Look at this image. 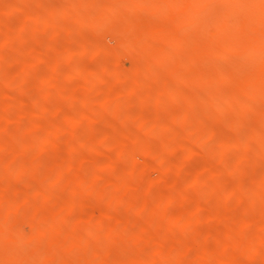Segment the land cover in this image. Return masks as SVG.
<instances>
[{"label": "bare ground", "instance_id": "bare-ground-1", "mask_svg": "<svg viewBox=\"0 0 264 264\" xmlns=\"http://www.w3.org/2000/svg\"><path fill=\"white\" fill-rule=\"evenodd\" d=\"M52 2L0 0V264H264V0Z\"/></svg>", "mask_w": 264, "mask_h": 264}, {"label": "rangeland", "instance_id": "rangeland-1", "mask_svg": "<svg viewBox=\"0 0 264 264\" xmlns=\"http://www.w3.org/2000/svg\"><path fill=\"white\" fill-rule=\"evenodd\" d=\"M51 1H60V0H51ZM63 1V0H62ZM52 2V3H53ZM65 2V1H64ZM64 2H59V3H64ZM56 3V2H55ZM107 32V31H106ZM103 33V34H102ZM109 34H111L110 32L108 33H104V31H102V32H100V33H98V32H96V34L95 35H93V37H92V35H89L88 36V39H89V42H91V39L93 38L94 40H96L95 38H97L98 40L99 39H104V40H106L107 42L108 41H110V40H107L108 38L110 39V36L111 35H109ZM62 35V34H61ZM60 36V35H59ZM58 36V37H59ZM49 37V36H48ZM47 37V38H48ZM95 37V38H94ZM44 38L43 40V42L45 43V44H43V42L41 43L42 44V47H44V48H46V45H48L49 43H51L52 45L53 44H62L63 43V40L65 41V39H64V37L62 36L61 38L59 37V38H57L56 39V37H54V39H53V37H51V39L50 38ZM47 39V41L46 42H48L47 44H46V42H45V40ZM92 39V40H93ZM97 40V41H98ZM112 40V39H111ZM103 41V40H102ZM95 42V41H94ZM93 42V43H94ZM112 42V41H111ZM20 43V42H19ZM22 43V42H21ZM24 43V42H23ZM29 42L28 41H25V44H28ZM92 43V42H91ZM91 44L92 46H95L94 44ZM103 43H104V41H103ZM14 44H16V42L14 43ZM22 45V44H21ZM50 45V44H49ZM56 45V46H57ZM91 45H89V46H91ZM13 46V45H12ZM51 46V45H50ZM50 46H48V47H50ZM59 46V45H58ZM91 46V47H92ZM17 48V47H16ZM87 48H89L88 46H87ZM96 48H97V51H98V49H101L102 50V52L104 53V49L103 48H98L97 46H95V47H92V48H90V49H88V51H91V52H89V53H92L93 51H95V53H93V54H88L89 56H92V57H89V58H87V60H88V64L90 63V65L91 64H97L99 61V59H100V61H101V58H102V55L101 56H98V55H96V54H98V52L96 53ZM12 50H14V49H12ZM11 49L9 50L10 52H13ZM16 50V49H15ZM14 50V51H15ZM41 50V49H40ZM101 50H100V52H101ZM53 54V53H52ZM81 54H79V55H77V56H75V59L76 60H78V58L80 59L81 58V56H80ZM98 56V57H94V56ZM57 61L59 62V71H60V73L61 74H64V73H67V72H69L70 74H72V72H74L75 74L76 73H79L80 71H78V68H74V67H72L71 69H72V71L70 72L69 70H70V65L68 66V64L66 63V57L63 55V54H60V55H58L57 57ZM82 58H83V56H82ZM81 58V59H82ZM97 58H99V59H97ZM81 59H80V61H81ZM92 59V60H91ZM86 60V58L84 59V61ZM90 61V62H89ZM86 63H87V61H86ZM100 63V62H99ZM98 63V64H99ZM94 65V66H95ZM13 68H15V66H12ZM10 68H11V66H10ZM9 68V69H10ZM8 69V68H7ZM3 70V71H0V78H1V80H3V79H7L8 78V76H10V75H8V73H7V71L8 70ZM10 70H12V68L10 69ZM9 70V71H10ZM14 71V70H13ZM11 73H12V71H11ZM10 73V74H11ZM68 73V74H69ZM73 73V74H74ZM7 76V77H6ZM30 76V75H29ZM29 76H26V77H24L23 79H22V81H24L23 83H25L24 85L26 86V87H30V85H31V80L32 79H30V78H32V77H30L29 78ZM6 77V78H5ZM30 79V80H29ZM33 80H34V78H33ZM17 81V80H16ZM18 82H20V79H18ZM33 82V81H32ZM22 83V82H21ZM23 85V86H24ZM16 90V89H15ZM10 92V91H9ZM15 92V91H14ZM13 92V94H16V93H14ZM5 93V92H4ZM12 93V92H11ZM7 94H9V93H7ZM7 94H6V96H7ZM5 94H3V92H0V105H1V107H0V113H1V111L2 110H5V111H10V113L12 112L13 113V111H14V107H13V105L11 104V106H6L7 104H5ZM27 99L28 98H26V99H23L25 102H27ZM29 100V99H28ZM27 103H29V102H27ZM24 106V105H23ZM25 106H27V105H25ZM3 108V109H2ZM5 108V109H4ZM30 108V105H28V107H27V109H29ZM34 108V107H33ZM33 108H31V110L33 109ZM35 109V108H34ZM30 110V111H31ZM5 111H2V112H5ZM99 112V111H98ZM102 113V112H101ZM58 118L59 117V115H55V116H46V118H50V119H53V118ZM54 118V119H55ZM94 122V123H93ZM93 122H88L87 124H84V125H82V127H79V131L81 130V132H82V129L84 128V127H86V128H88V129H90L91 127H92V125L93 126H96V125H98L99 126V123H97V122H95V121H93ZM95 124V125H94ZM11 126H15L14 124H12ZM90 128H89V127ZM86 128H84L85 130V132L83 133V134H87L86 136L85 135H82V133L81 134H78L79 135V137H81V139H89V135H90V137H91V131H94L93 130V127L90 129V130H88L87 129V131H86ZM95 128V127H94ZM77 130V131H78ZM111 131H113V132H111ZM109 133H110V138H111V136H114V135H116V134H114V131H116L115 129L114 130H111ZM117 132V131H116ZM115 132V133H116ZM111 134H113V135H111ZM231 134V133H230ZM153 135V134H152ZM232 135H233V133H232ZM145 138V137H144ZM87 139V140H88ZM90 139H92V138H90ZM103 139H105V140H103ZM108 138H102V139H98V141H96L98 144H99V146H100V150L98 151V152H96V153H94V157L96 158V159H98V160H101V159H104L105 157H107V156H110V155H113V153H114V149L113 148H111V146H110V141H109V139L107 140ZM149 143H153L155 140L153 139V136L152 137H150V136H148L147 137V139H146ZM145 140V141H146ZM84 141V140H83ZM83 141H82V143H83ZM92 141V140H91ZM215 142V141H214ZM80 144V143H79ZM82 145V144H81ZM83 145H86V144H83ZM212 145V144H211ZM110 146V147H109ZM80 147V146H79ZM83 149V151H85V152H87L88 151V147L87 146H83L82 148H81V150ZM50 153V155H48ZM53 152H52V150L50 149V150H48V152L46 153H41V154H38L37 156H36V160L35 161H37V159H38V161H39V159H42V160H46V159H48L49 158V156L50 157H52V154ZM203 155L205 156V158H207V159H212V158H214V151H213V149L211 148V147H209V148H206L203 152ZM37 161V162H38ZM47 161V160H46ZM45 161V162H46ZM40 162V161H39ZM186 162L189 164V166H191V167H195V165H197V164H199L200 163V160H198V159H196V157H191V158H188V159H186ZM38 171H40L41 172V175H42V170H38ZM39 173V172H38ZM37 174V173H36ZM169 174V176H170V174H171V172H169V173H167V175ZM172 174H173V172H172ZM183 175H185L184 173H182ZM182 174H180V175H182ZM38 175V174H37ZM39 176V175H38ZM172 176V175H171ZM173 176H175V175H173ZM186 176V175H185ZM27 177V178H26ZM24 179H25V181H27L28 180V176H26ZM184 177V176H183ZM250 179V178H249ZM29 181H32L31 179L29 180ZM36 182V181H35ZM33 184H35L34 183V181L32 182ZM37 183V182H36ZM203 197H204V195H203ZM211 202H213V201H211ZM210 202V203H211ZM206 203V202H205ZM213 204V203H212ZM211 204V205H212ZM208 206V205H207ZM215 206V205H214ZM209 207H211V206H209ZM178 231V230H177ZM206 231V230H205ZM180 232V231H179ZM204 232V231H203ZM174 234H176V236L179 234V233H174ZM178 237V236H177ZM176 237V238H177ZM181 236L179 235V237L178 238H180Z\"/></svg>", "mask_w": 264, "mask_h": 264}]
</instances>
